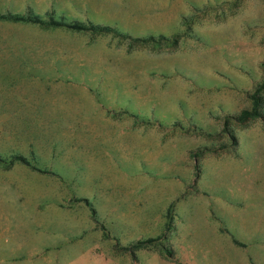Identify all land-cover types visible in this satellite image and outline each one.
<instances>
[{"label": "rangeland", "instance_id": "rangeland-1", "mask_svg": "<svg viewBox=\"0 0 264 264\" xmlns=\"http://www.w3.org/2000/svg\"><path fill=\"white\" fill-rule=\"evenodd\" d=\"M28 12L127 38L2 19ZM262 62L264 0H0L3 264H264V122L224 126Z\"/></svg>", "mask_w": 264, "mask_h": 264}, {"label": "trees", "instance_id": "trees-1", "mask_svg": "<svg viewBox=\"0 0 264 264\" xmlns=\"http://www.w3.org/2000/svg\"><path fill=\"white\" fill-rule=\"evenodd\" d=\"M12 23H24L42 26L46 28H62L75 32H89L91 34L102 35V34H110L112 36H117L119 38H127L126 35L121 34L117 29L111 28L109 26L96 25L92 23H85L80 21H69L64 17L55 18L53 16H49L48 20L42 19L40 16L30 14L29 12L26 14H7L2 17ZM153 41V37H148L146 39H141V41ZM261 67L264 69V62L261 63ZM264 89V79L259 82L254 89V92L250 95V99L252 100V107L249 109H244L240 111L238 114L227 117L224 122L225 129L228 127V119L233 120L237 124H244L252 119H262L264 122V115L260 112V108L262 107L261 96L259 92ZM2 158L0 157V162H2ZM13 162H19L26 166H32L31 163L27 160L25 156L13 155L9 161V164ZM47 173V172H46ZM142 243H136V246Z\"/></svg>", "mask_w": 264, "mask_h": 264}, {"label": "crops", "instance_id": "crops-1", "mask_svg": "<svg viewBox=\"0 0 264 264\" xmlns=\"http://www.w3.org/2000/svg\"><path fill=\"white\" fill-rule=\"evenodd\" d=\"M53 29H62V28H53ZM66 31L67 29H62ZM75 32V31H72ZM77 33H89V32H77ZM91 34V33H90ZM94 35V34H93ZM96 35V34H95ZM103 35V34H102ZM110 35V34H109ZM21 71V69H20ZM6 79H1L0 78V86L3 85ZM20 78L17 80L19 81ZM67 82L64 84L65 86L70 87V92H75V91H81L82 93L86 94L87 96L91 93V86H96L100 85V83L97 81L94 85L93 82L85 79L84 77H75L73 79H70V81H65ZM7 84V83H6ZM76 87V90H75ZM80 88V89H79ZM75 90V91H74ZM98 94V93H97ZM79 102V100H76ZM81 101V100H80ZM8 101H3L0 100V111H3V108H7L9 102ZM20 100H15L13 101V106H9L11 110H19L20 109ZM115 104V103H113ZM116 107V106H115ZM113 105L111 106H106L105 105H99L95 110H101V111H108V109H114L115 108ZM8 108V109H9ZM7 110V109H6ZM3 116V114H0ZM63 115L61 114H52V115H43V116H38V117H62ZM20 117H24V114H20ZM35 117V116H32ZM37 117V116H36ZM2 214H5L0 211V264L3 263H14V262H20V255L24 253L23 245H20V233H15L12 228L9 229L10 225V216H4ZM10 215V213H7ZM50 247L46 245H39L35 244L33 247L34 253H48Z\"/></svg>", "mask_w": 264, "mask_h": 264}]
</instances>
